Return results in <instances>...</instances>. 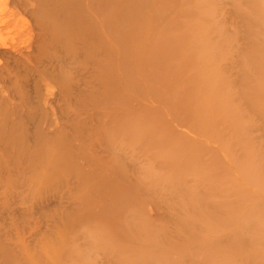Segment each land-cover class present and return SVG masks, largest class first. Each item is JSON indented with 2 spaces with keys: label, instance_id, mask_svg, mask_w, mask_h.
I'll return each mask as SVG.
<instances>
[{
  "label": "rangeland",
  "instance_id": "rangeland-1",
  "mask_svg": "<svg viewBox=\"0 0 264 264\" xmlns=\"http://www.w3.org/2000/svg\"><path fill=\"white\" fill-rule=\"evenodd\" d=\"M255 1H145L130 42L140 51L126 54L132 69L126 109L137 120L124 122V127L134 125L144 141L113 145L109 134L101 132L111 126L101 104L83 99L79 115L74 107L60 109L63 97L56 83L39 76L41 68L54 77L58 70H68L71 91L87 89L89 68L79 72L67 61L40 59L22 85L25 106L21 94L5 92L6 82L0 81V103H5L0 104V134H11L0 145L19 143L0 154V264H264V236L252 232L261 228H247L249 214L260 227L264 224V1L259 8ZM159 4V22L173 21L174 35L187 37L170 61L171 72L158 82L156 72L163 65L145 63L147 76L143 71L140 76L134 64L139 66L151 47L166 51L160 43L151 45L160 23L150 11ZM1 7L0 18L7 10ZM24 17L14 30H0L1 52L7 50L1 44L26 51L27 41L17 32L29 20ZM115 18L122 16L116 11ZM192 49L203 60L186 58ZM114 70L116 75L113 64ZM201 70V77L194 78ZM115 79L119 83L120 76L105 82L113 85ZM75 93L69 102L80 100ZM200 101L205 107L192 116L190 110H198ZM37 129L66 138L73 151L69 169L61 160L56 173H43L42 158L31 155L43 140L34 136ZM74 170L85 173L84 181ZM161 252H167L170 262L156 261L161 255L148 259Z\"/></svg>",
  "mask_w": 264,
  "mask_h": 264
},
{
  "label": "bare ground",
  "instance_id": "bare-ground-1",
  "mask_svg": "<svg viewBox=\"0 0 264 264\" xmlns=\"http://www.w3.org/2000/svg\"><path fill=\"white\" fill-rule=\"evenodd\" d=\"M0 1L2 4V5L0 4L1 12H2L1 6L3 5L5 6L3 7V11L7 9L5 11L6 12L5 14L4 12L2 13L4 17H2L1 15L0 18V30H3L4 28L7 30H11V29L14 30L16 25L17 24L19 25V23H21L22 21L21 18H23L24 16L29 18V20L24 23V26L17 31L20 32L27 41V47L25 52L22 49L16 48L14 46L1 44L3 48L7 49L5 52L0 51V59L1 57H5L4 63H1L0 61V81L4 83L6 82V84H3V88L5 92L6 91L11 92L12 90L14 93L15 91L18 92L19 94H21L19 96H21L22 98L21 103L20 102L19 103L22 104L23 106L27 105L28 99L26 97L28 96L24 97L25 92L22 89V85L24 84V82L28 80L32 72V67L36 63L38 64L40 59L44 58L45 60L48 61V58L46 56L55 57L59 61L61 60L65 62V65L67 62L73 64L78 68L79 72L80 71L84 72V69L89 68L90 72L89 71L88 72L90 74L89 75H87L86 73L83 74V75L86 74L88 78L86 76L85 77L87 79L85 77H81L82 79H86L88 80V82L91 83V84H87V89H84L86 87H84L83 89L80 87H75V88L73 87L74 90L71 91L70 87L72 85L68 83V79L70 75L69 74L70 71L68 70L61 72L60 70H58L59 74L58 75L54 74L56 76L54 77L52 76V73H49L46 69L41 68L39 70V76L48 82L56 83L55 86L58 88V92L63 97L61 101L62 104L61 103H60L61 105L59 104L60 109L62 108L64 110L65 109L69 110L68 107L71 108L74 107L76 110L78 107L77 105L81 106L85 104L84 101H83L84 104H82L83 99H87L89 102L90 100L91 101L93 100V102L94 101L96 102V105L97 103L101 104L104 107L105 116L109 119L108 121L109 124H111V126L102 127L101 132H105L107 133V135L109 134L110 137L109 139L111 140V143H113V145L121 146V145H126L128 143L130 144V142H133L134 140H139V141L145 140L144 137H142V134L138 132L139 130L138 131L135 130L136 127L134 125H131V128L124 127V122L127 120H135V121L137 120V118L134 117L133 115V111H129L126 109L127 107L126 97L128 96L127 95L128 92L131 91L129 90L130 82H127V77L130 76V73L132 71V69L129 67V59L126 60L127 58L126 54L128 51L131 52V55H133L134 51H138V50L140 51V48L132 47L130 42L133 37V27L135 20L139 16H140V20L143 18V14H144L143 10L146 5L145 3L146 0H0ZM261 1L264 0H256L254 7L257 6L259 8L258 5H261ZM161 5L159 4L160 8L159 7L153 8L150 11L151 18L158 20V22L160 18L158 11L161 9ZM166 6H169V4L166 3ZM116 11L119 13L120 16H122V19L117 20L115 18ZM146 20H148L147 21L148 25L146 29L150 31V27L152 25L151 21H149L148 18ZM159 23L160 25L157 28L158 35L156 38L153 39L151 45L160 43V45H163V48L166 49V51L160 52L155 50L153 47H151L150 50H146L142 55L140 54L142 56L141 59L142 62H140L139 66L137 64H134V69L137 73L140 72L139 73L140 76H142V71L145 73V71L143 70L145 63L147 64L148 62L151 63L155 62L159 65V68L163 65V67L160 69L161 73L156 72L158 82L161 80L160 79L161 75L171 72L172 67L170 61L173 60L176 56H178L179 50L183 48L184 40L182 37H187V34H183L181 37H176V35H174L173 32L176 31L177 24L174 23L173 21L166 19V21H162V22L160 21ZM164 32L166 33L162 35ZM128 56L130 57V55ZM195 56H198L200 60H203V54L197 49H192V51L187 54L186 58L193 59ZM163 61L166 62L169 61V63L165 64L166 62ZM49 62L51 61H48V63ZM52 64H54V62ZM113 64L114 66L116 65V75H115V70L114 73L112 72ZM62 65L65 66L64 64ZM55 66H57V63ZM63 68L61 67V70H63ZM69 70H73V69H69ZM203 71L204 70L198 71L197 75L194 78L201 77ZM74 72L77 73V71ZM75 75L76 74H74V77H72L73 79L78 78V75L77 77ZM80 75L81 74H79V76ZM117 75L120 76L119 83L116 81V79H115L116 84L112 83L113 85H111V83L109 84V82H105V80H107L108 78H112L113 76L114 78H116ZM145 75L147 76L146 73ZM149 77L153 78L155 77V75L152 72H150ZM194 78L190 81L191 85H194L195 83ZM82 79H79V81L81 80L82 82ZM77 84L76 86H78L80 83L78 85ZM95 87L98 90L95 89ZM207 88H209V86H207ZM49 90L50 89L46 88V92H48ZM40 91L37 93L39 94ZM73 91L76 92L75 94L77 95L78 98H80V100L74 98L75 101L78 100V102L71 103L68 101V97ZM40 95L41 94H39V96ZM75 96L73 95V97ZM85 102L87 103V101ZM0 104L5 105V103H0ZM87 104L85 105L86 108H87ZM4 105H2V107H4ZM197 105H198V110L194 111V108L190 110L192 116H195V112L197 111L200 112L201 108L205 107V104H203L202 101L198 102ZM14 106L16 107V105ZM89 106L91 108V105ZM98 107H100V105L97 106V109ZM75 110H73L74 113ZM84 112L85 111H83V114ZM77 113L79 115L78 111ZM87 114H89L88 111ZM6 115L7 114L5 113V116ZM75 118H77V115L75 116ZM68 119L70 118L68 117ZM85 120L89 121L88 118L84 119V121ZM87 121H85L84 124H86ZM79 122H82L81 119ZM87 123L90 124V121ZM7 124L9 126L11 123H7ZM72 124H74V122ZM81 125L78 124L80 128L78 130H83L81 129L82 127H80ZM86 126L84 125L83 128H85ZM75 128H76L75 130L78 131L77 130L78 127ZM24 129L25 128H23V130ZM15 130L17 132V129L13 130L14 134L16 135ZM9 132L11 131L9 130ZM80 133L81 131H79L78 134ZM9 134L8 135L6 134L5 137L11 135ZM14 134H12V136ZM44 134L40 129H37V134H35L34 136L36 138L43 140L42 142H39L38 145L35 144L37 146V149L34 150L35 152L33 154L29 151L31 155L35 156V157L33 156V158L41 157L42 159L39 160L45 163L40 165L39 168L43 169L44 171L43 173L46 175L54 174L59 170L56 164L59 161L63 160L64 162L63 164L67 163L65 166L66 169H69L71 167V159H72L73 151H71L72 147L70 148L68 146L69 144L65 142L66 138H64L63 141L61 139L63 135L58 134L61 136L59 138L56 135H52L49 137ZM0 135H1L0 137V142H1V140L3 139L2 137L4 136L2 135V133ZM25 135L27 134H24L23 136ZM5 137H4V141H2L3 143L7 140V139L5 140ZM26 137L27 136H25L24 138ZM28 137L30 136L28 135ZM19 142H20V146L22 147L23 146L21 144L22 140ZM3 143L0 144L3 146L4 145ZM23 144H26V142L25 143L23 142ZM1 145H0V154H2L3 152H9L10 151L9 149L12 150V148H15V146L17 145L19 146V143H17L16 141L12 143L11 141L10 144L5 146V148H3L4 146L1 147ZM1 149L4 150L2 151ZM12 154L10 157H12ZM48 155L49 158H47ZM110 170L111 172L113 170V174L120 175V171L118 169L111 168ZM74 171L78 172L79 176L83 175L81 179H83L84 181L85 173L79 170L78 171L74 170ZM79 181L81 183V180ZM111 185L113 187L115 184L114 185L111 184ZM249 215L251 217V224L248 222L249 226L247 225L248 226L247 228L257 226L258 229L261 228V231L256 230L252 232L253 233L259 232V234L264 236V224L262 227H260L259 223L256 222L257 217H254L252 214ZM243 228L245 229V227ZM256 242L261 244L258 241V239L256 240ZM182 250L185 251L184 249ZM203 250H204L203 252L207 255L208 253H206V251L208 250V248H203ZM166 253L164 252L158 254L153 253L152 255L149 256L148 259L154 260L157 257V255H161L162 257L159 256V259H156V261L160 260L161 262H170V260L168 259V255Z\"/></svg>",
  "mask_w": 264,
  "mask_h": 264
}]
</instances>
